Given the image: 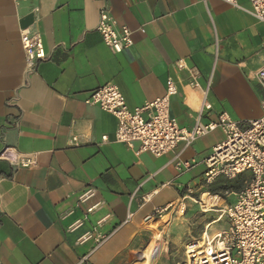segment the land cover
<instances>
[{
  "label": "crops",
  "instance_id": "0c3cea01",
  "mask_svg": "<svg viewBox=\"0 0 264 264\" xmlns=\"http://www.w3.org/2000/svg\"><path fill=\"white\" fill-rule=\"evenodd\" d=\"M101 9L132 30L133 46L110 51L96 30ZM24 29L41 36L46 53L31 74ZM179 59L198 70L197 87L175 66ZM263 63L264 22L222 0H0V264H140L142 253L154 262L162 250L155 223L173 209L155 211L186 206L187 187L193 196L206 190L202 160L223 134L216 129L211 143H197L209 133L159 157L136 154L113 141L116 118L85 98L114 83L132 108L161 97L172 77L178 93L170 115L180 126L195 122L207 86L212 110L202 122L219 111L249 120L261 114ZM177 154L196 165L178 171ZM24 156L33 164L21 166ZM90 188L93 196L81 202ZM95 202L100 207L86 213Z\"/></svg>",
  "mask_w": 264,
  "mask_h": 264
},
{
  "label": "built area",
  "instance_id": "2783aa9c",
  "mask_svg": "<svg viewBox=\"0 0 264 264\" xmlns=\"http://www.w3.org/2000/svg\"><path fill=\"white\" fill-rule=\"evenodd\" d=\"M222 1L264 22V0H248V7L238 4L237 0ZM96 30L114 54L134 44L132 30L119 24L106 9L98 13ZM140 31L143 32V29ZM20 44L24 53L25 71L31 74L38 63L46 59L42 38L24 29L20 32ZM175 66L187 72L189 84L198 86L199 73L196 67L187 66L183 59L177 60ZM256 77L263 94L260 100L261 114L249 120H234L227 112L219 111L214 119L202 122L203 112L212 110L207 86L202 89V100L195 122L190 127L180 126L176 118L170 115V98L178 93V86L172 77L166 79L165 92L161 97L140 106L129 107L114 83L94 89L84 100L85 104L98 106L116 118L113 141L134 149L136 154L149 153L159 157L173 151L180 142L186 148L196 139L216 129L221 130L223 138L212 146L210 153L202 160L205 166L203 181L207 184L217 176L234 179L244 174V185L236 193L220 195L202 191L199 194V201L195 202L203 208L218 211V219L225 218L227 227L212 237L202 234L199 238L187 240L183 249V264H264V63L257 70ZM71 140L75 143L76 138L72 137ZM101 140L107 141L108 136H101ZM33 162L30 156L18 160L24 167ZM196 163L194 159H179V154L174 157V166L180 172L192 169ZM193 193L192 188L187 187L183 199L193 196ZM203 194L207 202L203 200ZM92 196L93 190L90 188L79 198L85 202ZM230 196H233L232 200ZM100 205L101 202H95L86 208V213H91ZM170 209L183 214L186 206L183 201L177 206L168 204L156 210L154 215ZM80 224L79 219L75 220L69 228L74 229ZM91 237L88 231L82 234L79 241ZM107 237H94L96 246L103 244Z\"/></svg>",
  "mask_w": 264,
  "mask_h": 264
},
{
  "label": "rangeland",
  "instance_id": "374dc122",
  "mask_svg": "<svg viewBox=\"0 0 264 264\" xmlns=\"http://www.w3.org/2000/svg\"><path fill=\"white\" fill-rule=\"evenodd\" d=\"M219 132L200 138L197 141L198 145L211 143L212 140L219 137ZM244 177V174L237 178ZM245 178L242 182L244 185ZM203 191H206L203 189ZM199 193L191 198L184 199L186 203V210L183 214H175L174 210L167 215L160 222H156L158 232H156L159 242L162 243V250L158 258L151 263H147L145 255L142 253L140 256V264H183V249L184 245L190 238H199L202 235V231L208 222L219 218V212L214 208H203L195 201H199ZM224 193L223 195H225ZM171 210V209H170ZM159 216V214H155ZM154 225V226H155ZM225 219L220 217L218 221L212 223L209 227V233L213 231H220L224 229ZM152 234L146 232L144 235V243L151 239ZM144 249V248H143ZM137 262H135L136 264Z\"/></svg>",
  "mask_w": 264,
  "mask_h": 264
},
{
  "label": "trees",
  "instance_id": "16d2710c",
  "mask_svg": "<svg viewBox=\"0 0 264 264\" xmlns=\"http://www.w3.org/2000/svg\"><path fill=\"white\" fill-rule=\"evenodd\" d=\"M237 177L234 179H227L223 176H217L210 183L206 184V190L212 194L220 195H223L225 192H238L242 189V182L245 176L240 178Z\"/></svg>",
  "mask_w": 264,
  "mask_h": 264
},
{
  "label": "bare ground",
  "instance_id": "6f19581e",
  "mask_svg": "<svg viewBox=\"0 0 264 264\" xmlns=\"http://www.w3.org/2000/svg\"><path fill=\"white\" fill-rule=\"evenodd\" d=\"M213 223V221H210L209 223H207V225L205 226V228H204V230L202 231V234L203 235H208L209 237H212V236H214L217 232L216 231H213V232H211V233H209L208 231H209V227H210V225Z\"/></svg>",
  "mask_w": 264,
  "mask_h": 264
}]
</instances>
